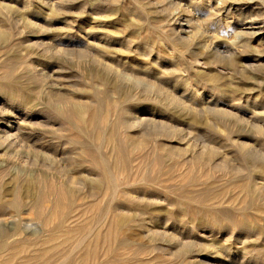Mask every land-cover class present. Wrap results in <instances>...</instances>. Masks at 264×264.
I'll list each match as a JSON object with an SVG mask.
<instances>
[{
  "label": "rangeland",
  "instance_id": "obj_1",
  "mask_svg": "<svg viewBox=\"0 0 264 264\" xmlns=\"http://www.w3.org/2000/svg\"><path fill=\"white\" fill-rule=\"evenodd\" d=\"M0 264H264V0H0Z\"/></svg>",
  "mask_w": 264,
  "mask_h": 264
}]
</instances>
